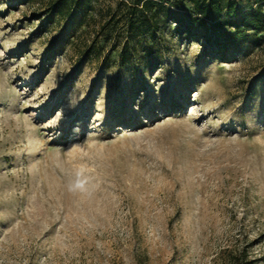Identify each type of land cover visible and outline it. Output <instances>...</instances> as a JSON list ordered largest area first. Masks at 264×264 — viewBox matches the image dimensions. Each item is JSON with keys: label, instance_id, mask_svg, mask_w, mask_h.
I'll list each match as a JSON object with an SVG mask.
<instances>
[{"label": "rangeland", "instance_id": "1", "mask_svg": "<svg viewBox=\"0 0 264 264\" xmlns=\"http://www.w3.org/2000/svg\"><path fill=\"white\" fill-rule=\"evenodd\" d=\"M54 1L0 0V264H264L263 33Z\"/></svg>", "mask_w": 264, "mask_h": 264}, {"label": "trees", "instance_id": "2", "mask_svg": "<svg viewBox=\"0 0 264 264\" xmlns=\"http://www.w3.org/2000/svg\"><path fill=\"white\" fill-rule=\"evenodd\" d=\"M192 5V11L186 15L181 14L182 6L177 5L173 15L175 23H183L188 29H196L202 34L203 40L214 43L234 42L242 39L248 31L262 32L264 40V12L260 7L254 11L246 12L241 18H236L234 5L226 4V12L222 0H187ZM54 3L60 13L81 8L84 0H55ZM171 0H121L118 4L122 13H128L125 21L128 35L135 28L152 29L157 27L160 9ZM224 17H227L226 19ZM110 31L106 28L102 33L105 36Z\"/></svg>", "mask_w": 264, "mask_h": 264}]
</instances>
